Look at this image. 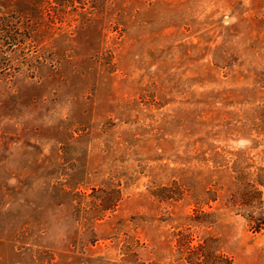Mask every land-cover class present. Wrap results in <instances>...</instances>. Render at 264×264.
Wrapping results in <instances>:
<instances>
[{
    "label": "rangeland",
    "instance_id": "1",
    "mask_svg": "<svg viewBox=\"0 0 264 264\" xmlns=\"http://www.w3.org/2000/svg\"><path fill=\"white\" fill-rule=\"evenodd\" d=\"M75 23L0 67V264H264V0Z\"/></svg>",
    "mask_w": 264,
    "mask_h": 264
},
{
    "label": "trees",
    "instance_id": "2",
    "mask_svg": "<svg viewBox=\"0 0 264 264\" xmlns=\"http://www.w3.org/2000/svg\"><path fill=\"white\" fill-rule=\"evenodd\" d=\"M116 1L0 0V67L2 70H14L13 66L19 65L33 72L37 65L54 61L45 55V49L55 47V41L62 37L65 19L71 18L76 22L71 26L72 31L90 27L92 19L104 15L108 5ZM246 186L248 194L261 202L260 187H264V181L248 180ZM116 199V196L108 199L107 205L100 201V212L112 210ZM241 215L249 220L253 231L263 229L264 216L256 209Z\"/></svg>",
    "mask_w": 264,
    "mask_h": 264
}]
</instances>
